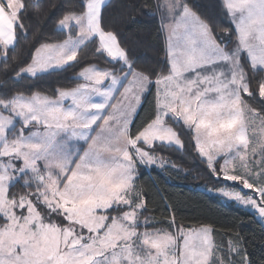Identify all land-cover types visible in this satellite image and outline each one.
Segmentation results:
<instances>
[{
	"label": "snow or ice",
	"instance_id": "obj_1",
	"mask_svg": "<svg viewBox=\"0 0 264 264\" xmlns=\"http://www.w3.org/2000/svg\"><path fill=\"white\" fill-rule=\"evenodd\" d=\"M0 264H264V0H0Z\"/></svg>",
	"mask_w": 264,
	"mask_h": 264
},
{
	"label": "trees",
	"instance_id": "obj_2",
	"mask_svg": "<svg viewBox=\"0 0 264 264\" xmlns=\"http://www.w3.org/2000/svg\"><path fill=\"white\" fill-rule=\"evenodd\" d=\"M150 39H154V35L149 37ZM55 79V78H53ZM146 113H142L141 115H145ZM175 159V154L173 155ZM184 163L193 164V161L185 158ZM156 178L159 188L162 192L167 193L174 198H179L184 205L183 211L188 215H207L211 216V218L219 220L222 223L231 222L233 217L237 216V213L231 209H219L215 206L211 208L209 211L208 202L205 195H202L203 191L201 188H198L196 185L201 183V181L196 179H189L187 181L183 180H174L169 178L166 174H162L159 170H155L152 172H147L144 176V182L151 184L152 179ZM182 193V195H181ZM224 214L228 215V220H224Z\"/></svg>",
	"mask_w": 264,
	"mask_h": 264
},
{
	"label": "rangeland",
	"instance_id": "obj_3",
	"mask_svg": "<svg viewBox=\"0 0 264 264\" xmlns=\"http://www.w3.org/2000/svg\"><path fill=\"white\" fill-rule=\"evenodd\" d=\"M201 190L203 191V189L201 188Z\"/></svg>",
	"mask_w": 264,
	"mask_h": 264
}]
</instances>
